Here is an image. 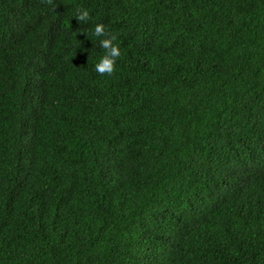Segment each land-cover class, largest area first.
I'll return each mask as SVG.
<instances>
[{
    "label": "trees",
    "instance_id": "trees-1",
    "mask_svg": "<svg viewBox=\"0 0 264 264\" xmlns=\"http://www.w3.org/2000/svg\"><path fill=\"white\" fill-rule=\"evenodd\" d=\"M53 2L0 0V264H264V0Z\"/></svg>",
    "mask_w": 264,
    "mask_h": 264
},
{
    "label": "clouds",
    "instance_id": "clouds-1",
    "mask_svg": "<svg viewBox=\"0 0 264 264\" xmlns=\"http://www.w3.org/2000/svg\"><path fill=\"white\" fill-rule=\"evenodd\" d=\"M42 2L52 7L53 11L56 10L57 6L54 4L53 0H42ZM75 18L79 22H85L90 19V13L87 9L77 8V15ZM93 34L96 37H103L100 40V47L105 50L104 55L95 65V71L101 76H111L115 73L117 60L121 56L120 46L114 43L117 37L109 32H106L105 25L102 23L95 26Z\"/></svg>",
    "mask_w": 264,
    "mask_h": 264
}]
</instances>
